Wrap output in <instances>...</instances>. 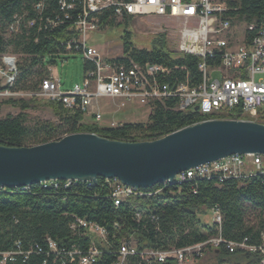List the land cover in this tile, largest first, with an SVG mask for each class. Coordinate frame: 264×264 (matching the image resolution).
<instances>
[{"label":"trees","instance_id":"16d2710c","mask_svg":"<svg viewBox=\"0 0 264 264\" xmlns=\"http://www.w3.org/2000/svg\"><path fill=\"white\" fill-rule=\"evenodd\" d=\"M130 1V0H126ZM229 16L236 22L257 25L264 14V0H224ZM41 3L40 12L35 6ZM71 0H66L70 4ZM75 19L79 12L77 4L71 11ZM35 20L31 28L20 25L17 34H9L8 26L17 16ZM58 0H0V54L10 51L20 56L15 89L37 91L39 82L49 78L48 66L54 64L57 54L64 53L60 42L73 35L72 22L64 21L53 29L44 27L46 19L63 18ZM99 30L123 25L122 55L115 59L129 65H159L170 72L159 78L160 83L173 85L188 77L190 86L200 83L197 70L199 60L193 56L179 55L169 48L164 33L148 38V45L136 47L131 39V22L135 17L123 15V23L116 24L112 10L100 13ZM7 34L8 37H4ZM252 33L245 30L244 43L248 45ZM50 59L49 61H46ZM210 62V61H209ZM92 65L84 61V74ZM174 68H177L176 70ZM37 98L5 99L0 104L12 105L20 112L16 116L0 119V146L31 147L59 141L63 137L90 133L109 140L123 142L153 141L204 120L197 112L178 111L175 99L154 101L145 123H125L116 128L97 127L83 123L80 111H69L59 102L43 101L51 109L56 122L36 121L30 123L26 112L35 109ZM221 119L241 118L240 111L220 115ZM256 123L264 125V108L257 113ZM264 157V156H261ZM154 186L151 191L160 188ZM217 209L221 223L204 222V217ZM75 219L96 224L106 232V242L96 240L94 235L79 230L72 232L70 225ZM264 176L243 180H226L221 184L212 180H197L180 185L168 184L148 197L127 198L114 206L105 179L96 183H77L57 188L31 185L27 190L0 188V264H79L92 243L100 251L93 264H115L119 244L125 240L138 252L144 250L166 251L183 249L219 237L224 242L243 243L249 247H264ZM47 239L53 241L61 255L48 249ZM20 252L13 260L3 261L2 254ZM31 249V250H30ZM208 256L213 264H261L264 255L236 249L229 252L226 244L217 247L206 245L201 256ZM200 258H194V264ZM3 261V262H2ZM125 264H178L174 259L164 262L145 261L138 255L128 257Z\"/></svg>","mask_w":264,"mask_h":264},{"label":"built area","instance_id":"2783aa9c","mask_svg":"<svg viewBox=\"0 0 264 264\" xmlns=\"http://www.w3.org/2000/svg\"><path fill=\"white\" fill-rule=\"evenodd\" d=\"M63 18L46 19L45 28L51 29L63 25L64 21H71L73 35L60 42L64 53L80 54L88 61L92 68L85 73L81 86L74 85L69 91H62L58 77L42 79L37 91H19L15 89L18 75V59L9 53L0 54V78L3 85L0 87V99H30L37 98L44 101L59 102L69 111H80L83 115L99 99H119L120 101H137L150 105L154 101L175 99L177 110L181 112L196 111L204 120H223L220 115H227L239 110V121L256 123L257 113L264 108V14L257 25L250 24L246 30L253 35L248 43L233 46L232 22L233 19L224 15L228 8L224 0H58ZM75 4L79 12L75 19L65 10L71 11ZM41 3L35 6L40 12ZM112 10L117 18L123 15L143 18L154 16L180 21L175 51L179 55L193 56L199 60L197 70L201 75L197 86H190L188 77L183 81L169 85L160 83L159 78L170 71L159 65H138L132 62L129 65L118 63L115 59L104 60L97 50L87 45V34L99 30L100 13ZM31 28L35 20H25V15L17 16L8 26L9 34H17L21 23ZM210 61V62H209ZM175 70L177 68H174ZM212 75H221V79L211 80ZM93 120L98 124L102 121L101 115L96 113ZM234 120V119H233ZM121 125L111 123L109 128ZM264 176V162L258 155H231L225 159L198 166L175 176L171 182L159 184L161 187L154 191L150 189H136L125 186L116 178L105 179L109 188L110 198L114 206H119L127 198L148 197L158 193L168 184L180 185L197 180H216L221 184L226 180H243L254 176ZM66 188L77 181H49L40 183L42 188H57L58 184ZM87 184H93L87 182ZM157 185V186H159ZM29 186L19 188L23 191ZM213 223L218 227L221 216L217 209L212 210ZM72 232L79 230L94 235L96 240L106 242V232L96 224L82 219H75L70 225ZM264 239V234H262ZM50 252L61 255L56 244L47 239ZM220 243L226 244L229 252L236 249L250 252L259 251L264 255V247H249L243 243H227L219 237L211 238L204 243L183 249H169L166 251L144 250L138 252L130 243L123 240L117 250L116 263L125 264L128 257L138 255L145 261L164 262L174 259L183 264L189 259L201 257V251L206 245L217 247ZM15 252L2 254L3 261L13 260L15 255L26 257L30 252H20V244L16 243ZM31 250V249H30ZM80 254L79 264H93L99 257L100 251L95 243L88 250ZM2 261V262H3ZM64 264V263H61Z\"/></svg>","mask_w":264,"mask_h":264},{"label":"water","instance_id":"95a60500","mask_svg":"<svg viewBox=\"0 0 264 264\" xmlns=\"http://www.w3.org/2000/svg\"><path fill=\"white\" fill-rule=\"evenodd\" d=\"M235 154L264 156L263 124L211 120L143 142L77 133L31 147L0 146V188L116 178L125 186L150 189Z\"/></svg>","mask_w":264,"mask_h":264},{"label":"rangeland","instance_id":"374dc122","mask_svg":"<svg viewBox=\"0 0 264 264\" xmlns=\"http://www.w3.org/2000/svg\"><path fill=\"white\" fill-rule=\"evenodd\" d=\"M121 18L116 19V24H122ZM132 32V43L136 47H145L148 45V38L154 34L164 33L167 36L169 48L173 51L175 49V43L177 40V33L181 27V22L170 20L166 18H158L154 16H146L143 18L135 17L130 23ZM246 23L234 22L232 25V35L236 44H241L244 38V32L246 30ZM123 25H119L113 28L104 27V29L90 32L87 34V45L97 50L98 54L104 60L117 59L122 55V47L120 37L122 36ZM6 38L7 34H3ZM7 53L12 54L10 51ZM17 57L18 62L20 56L13 54ZM47 59L46 61H49ZM54 64L48 66L47 71L49 75L50 71L55 73L60 82V88L62 91H69L74 85L81 86L84 81V58L80 54L60 53L54 58ZM51 76V75H50ZM221 79V75H212L211 80ZM3 85V81L0 78V87ZM5 99H0V104ZM42 100V99H38ZM111 100V101H104ZM99 101L100 103L94 107H91L89 113L83 118V123L87 125L97 127H108L109 124L115 123L116 125H122L125 123H145L150 113V108L146 104H141L137 101H120L119 99H104ZM44 100L38 101L35 109L28 110L26 112L30 123L36 121H49L56 122L50 108L46 107L43 103ZM20 111L12 105H2L0 109V119L6 116H16ZM104 112V113H103ZM99 113L102 121L98 124L93 120V115ZM264 162V157H262ZM212 213H208L204 217V222L213 223ZM200 258V257H199ZM194 259H189L183 264H194ZM201 264H213L209 260L208 256H201ZM264 264V260L261 262Z\"/></svg>","mask_w":264,"mask_h":264},{"label":"crops","instance_id":"0c3cea01","mask_svg":"<svg viewBox=\"0 0 264 264\" xmlns=\"http://www.w3.org/2000/svg\"><path fill=\"white\" fill-rule=\"evenodd\" d=\"M234 22H235V21L232 22V25H233ZM243 43H244V38H243V41H242L241 44H243ZM241 44H236V43H235V40L233 39V46L237 47V46H239V45H241ZM50 72H51L50 75H51L52 77H57V75H56L55 73H53L52 71H50ZM101 100H104V99H99V100H97V101H96V105H98V104L100 103L99 101H101ZM104 101H111V100H104ZM103 113H104V112H103ZM84 117H87V116L84 115Z\"/></svg>","mask_w":264,"mask_h":264}]
</instances>
